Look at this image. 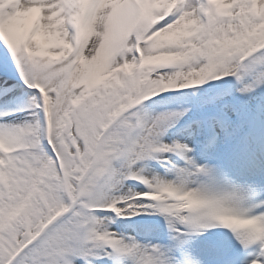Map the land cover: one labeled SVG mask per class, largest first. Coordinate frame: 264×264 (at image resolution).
Wrapping results in <instances>:
<instances>
[{
  "label": "snow or ice",
  "instance_id": "snow-or-ice-1",
  "mask_svg": "<svg viewBox=\"0 0 264 264\" xmlns=\"http://www.w3.org/2000/svg\"><path fill=\"white\" fill-rule=\"evenodd\" d=\"M0 44L38 91L0 111V264H201L190 245L216 226L250 250L245 264H264V198L210 162L240 113L207 118L202 163L164 139L188 108L143 103L228 78L213 100L264 88V0H0ZM16 111L31 118L3 119ZM141 214L164 217L169 244L110 227Z\"/></svg>",
  "mask_w": 264,
  "mask_h": 264
},
{
  "label": "bare ground",
  "instance_id": "bare-ground-1",
  "mask_svg": "<svg viewBox=\"0 0 264 264\" xmlns=\"http://www.w3.org/2000/svg\"><path fill=\"white\" fill-rule=\"evenodd\" d=\"M11 82L14 87H20V82L14 80ZM232 83L235 82L232 81ZM5 89L10 90L4 91ZM180 90L184 89H171L166 91L172 92L170 93L172 95ZM232 95H234V93ZM213 97H216V95ZM213 101L215 102L214 114L217 113L222 106H226V110L229 111L230 115H232L234 111L241 114V119L239 121L240 127L237 128L241 134H238L237 136L236 132L232 133L228 138L229 142L226 147H220L219 153L221 154H218L217 161L215 162L222 166L233 182L245 187L251 186L257 189L252 197L253 202L256 199L264 198V88H257L251 94L250 99L240 96L239 100L236 101L237 109L233 108L234 106L232 105V102L235 103V101L229 98V96L215 99ZM22 103L20 96H18L17 92H14L12 86L0 85V110L7 111L11 108H23L24 105ZM146 108L149 111L157 112L159 107L158 105H153L152 107L146 106ZM18 113L19 112L16 111L12 115L4 117L3 119L16 121L15 119L17 118ZM209 116L211 115H200L199 118L192 116L189 122L191 125L190 131L193 130L192 132H195V130L201 126L207 131V118ZM196 121L201 122L199 126ZM190 131L189 127H187L186 129L177 132V137H175L189 142ZM152 161L155 164L160 163L155 160ZM157 172L163 174L160 169H157ZM126 185L133 186L136 190H144L145 188L142 183L138 182L136 185ZM131 218L135 219L138 224H152L155 226L154 230L151 232L143 230L139 231L142 237H157L170 241L169 230L163 216L141 214ZM121 226L124 232L127 234L129 233L128 235H133L130 234L132 231L130 224L124 222ZM110 227L112 230L116 231L111 224ZM190 247L192 253L200 259L201 264H225L226 260L233 254L244 249L233 234L229 237L220 238L209 230L195 238ZM249 259H251V256H246L242 264H245L246 260ZM103 260L105 264H113V260L107 257H104ZM98 262L102 263L103 261L100 259ZM123 264H129L127 258L123 259Z\"/></svg>",
  "mask_w": 264,
  "mask_h": 264
},
{
  "label": "rangeland",
  "instance_id": "rangeland-1",
  "mask_svg": "<svg viewBox=\"0 0 264 264\" xmlns=\"http://www.w3.org/2000/svg\"><path fill=\"white\" fill-rule=\"evenodd\" d=\"M0 73L3 74V76L0 75V85H9L10 87L12 86V89L14 92H17L18 96H20L22 100V104L24 107L26 106L28 102V98L33 95H38V91L35 89H29L24 83L23 80L20 78L19 73L16 71L15 64L12 62L10 54H8V50L4 47L3 44H0ZM17 81L20 82V87H14L13 83L11 81ZM230 78L226 79L225 81H208L203 85H198V86H192L189 88H186L184 90L176 91L172 95L170 91H164L160 94H157L155 96H152L148 100L144 101V105L147 107H152L153 105H158V110L157 112H161L167 109H182V108H188V111L184 114L183 117L180 118L179 122L169 128L167 130V133L164 137L166 141H170L172 139H177L176 135L177 132L182 131L183 129L187 128V125H189L190 119L192 116H195L196 118H199L200 115H212L214 114V101H213V96L218 95L224 88L228 87ZM235 84V83H232ZM240 94L235 93L234 95L229 96V98L233 99L235 103L232 102V105L234 106L233 108L237 109L236 106V101L239 100ZM221 99V98H220ZM2 111V110H0ZM17 118L15 119L23 121L26 119H30L31 117L29 116L28 111H18ZM236 111L233 112L232 116H235ZM241 116V114H240ZM197 120V119H196ZM203 129V130H202ZM190 131V127H189ZM193 131V130H192ZM190 131V138H189V144L194 147V154L200 162H204V157L201 156V145L203 144L207 131L203 126L195 130V132ZM241 134L240 131L236 128L234 133ZM176 136V137H175ZM187 142V141H186ZM228 139L224 140L222 139L221 142L217 145V147H226L228 144ZM216 149V148H215ZM214 150V149H213ZM211 150L212 152H214ZM211 163L212 160H210ZM149 165V172L151 171H157V169L161 170L163 173L165 172L164 167L161 165V163H153V161L148 162ZM126 184L130 185H136L137 181L135 180H128L126 181ZM102 215H113L111 212H101ZM128 223L131 225L132 231L130 234L138 236V240L143 241V242H162V239L157 238V237H142L139 232H137L136 228L134 227L138 223L130 218H120L117 217L115 219V222L111 223L112 227L115 228L116 232H120L123 234L128 235L126 232H124L121 224L122 223ZM148 239V240H147ZM165 244V242H162ZM166 245V244H165ZM104 257L99 258V259H93L92 264H105ZM102 259V263L98 262V260ZM75 264H85L83 259L77 258L75 260Z\"/></svg>",
  "mask_w": 264,
  "mask_h": 264
}]
</instances>
